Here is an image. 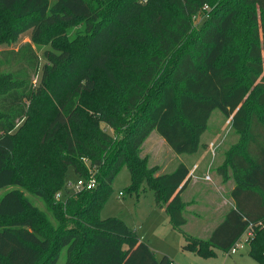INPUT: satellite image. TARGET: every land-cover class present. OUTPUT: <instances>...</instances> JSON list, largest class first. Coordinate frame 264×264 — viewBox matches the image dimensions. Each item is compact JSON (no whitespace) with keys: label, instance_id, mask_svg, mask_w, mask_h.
<instances>
[{"label":"trees","instance_id":"16d2710c","mask_svg":"<svg viewBox=\"0 0 264 264\" xmlns=\"http://www.w3.org/2000/svg\"><path fill=\"white\" fill-rule=\"evenodd\" d=\"M243 2L251 26L245 81L239 56L225 57L241 32L240 9L229 0H0V43L30 30L31 40L53 49L35 85L30 72L39 57L28 42L9 51L26 67L0 72V190L19 185L52 202L57 222L9 190L0 200V264H56L53 241L66 247V264H172L123 220L100 217L124 166L127 191H153L184 250L213 257L251 228L248 256L264 264V0ZM200 12L207 19L196 27ZM214 110L237 136L217 167L234 186L232 206L202 238L183 228L189 167L179 162L158 172L142 145L155 131L178 155L203 151ZM83 159L95 186L55 200L66 190L68 167L76 178L88 174Z\"/></svg>","mask_w":264,"mask_h":264},{"label":"rangeland","instance_id":"374dc122","mask_svg":"<svg viewBox=\"0 0 264 264\" xmlns=\"http://www.w3.org/2000/svg\"><path fill=\"white\" fill-rule=\"evenodd\" d=\"M50 5L54 3L55 0H49ZM232 4L234 3L240 9L239 11V22L241 27V32L234 36V42L231 47L226 51L225 57H230V55L237 54L239 56V61L237 63V75L240 80L245 81L246 79V52H247V40L251 36V26L249 23L248 10L245 2L243 0H229ZM200 18V19H199ZM194 24L196 27H200L207 19L206 13H200L199 17ZM80 31L83 32V27H76L68 31V36L71 38L75 36ZM30 30L21 34L16 42H11V44L0 43V72L4 71H19L21 67H26L25 64L20 63L16 59V55L9 53L11 50H18L24 43H30L35 50L37 56L39 57V69L36 73L30 72L31 82L35 85L39 82V77L41 74V67L45 63L44 53L45 51H53L50 43L41 42L37 43L31 40ZM252 88L249 86L248 92ZM104 129L109 131L105 125L102 124ZM160 137L157 132L152 131L149 136L145 139L142 145V154L148 155V164L157 165L161 167L168 162L171 157H175V152L165 143L157 142L155 139ZM209 139L214 140L208 147V154L200 151L195 154L190 155H180L187 163L192 161H197L201 164L203 168L208 169L210 177L214 180L221 179V175L217 172V167L222 159V154L225 149H227L232 143L237 139V136L230 128L228 120L219 111L214 110L208 120V125L206 131L202 134L201 141L206 143ZM203 154V155H202ZM202 155V156H201ZM171 170V169H168ZM67 179L70 181L76 180V175L72 167H68ZM130 174L128 169L124 166L118 172L116 177L112 182V192L105 202L102 210L100 211V217H117L123 220L128 227L136 231V235L141 236L140 239L144 242L149 240L150 234L154 227H159L158 231L168 223L165 222L167 215L164 211L159 208H155L153 191L147 189L142 195L137 196L135 193H129L127 191L130 185ZM204 184L206 182H203ZM207 182L206 184H208ZM233 185V182L230 181ZM229 183H227L223 189H215L213 184H208V187L213 189V194L217 195L218 198H227L226 190L228 191ZM11 189H16L21 192L25 197H27L33 205H35L39 210L45 213L53 226L57 225V222L51 213L52 202L44 200L42 197L35 195L28 189L19 186L11 185L4 187L0 190V200L2 197ZM119 192L122 195H119ZM227 202V201H226ZM228 205V203H227ZM193 211H186L185 216L189 218L187 226H184V230L189 234L198 235L201 234V229L199 228V223L210 224L213 213L209 209H206L203 214H200L199 222L191 221V214L197 211V206L193 207ZM208 216V220L207 217ZM169 221V220H168ZM218 222V221H216ZM194 232V233H193ZM151 244H154L156 248H160L162 253L159 255H166L172 264H257L254 259L248 256L247 249L248 244L244 248L239 249L234 255H229L225 257L224 252L221 250H216L213 257L202 258L195 255L192 251L184 250L182 244L184 242V237L180 232H172V235H168L167 238L156 234L153 239H151ZM147 243V242H146ZM148 244V243H147ZM149 245V244H148ZM53 246L59 252V259L56 264H66V247H60L57 241H53ZM156 253V252H155ZM159 256V257H161Z\"/></svg>","mask_w":264,"mask_h":264},{"label":"crops","instance_id":"0c3cea01","mask_svg":"<svg viewBox=\"0 0 264 264\" xmlns=\"http://www.w3.org/2000/svg\"><path fill=\"white\" fill-rule=\"evenodd\" d=\"M155 140L157 142H161V143L165 144L164 143L165 141L162 137H157ZM213 141L214 140L209 139L205 143L207 146L203 150L204 153L208 154V147L210 146V144ZM179 162L185 163L189 167L190 172L192 173V178L190 179L187 187L181 193L182 200L185 204V208H184L185 212L191 211V210L193 211V209H194L193 207H196V206L198 207L197 208L198 212H195L194 214L190 215L191 221L198 223L199 217H201L200 214H203V212H205L206 209H209V208H210L209 211H211L214 214L213 217L210 219L212 223H210V224L199 223V228L201 229V232H200L201 234H199V236L195 235V234H190V235L202 237V238L207 237L210 234V232L212 231V229L214 228V226L216 225V223H217L216 221H219L220 219H222V217L225 215V213L232 206V200L230 198V191L234 186V182L232 181V179L223 180L222 176H221L222 180L221 179L214 180L210 177V175H208L209 171H208L207 167L203 168L201 166V164L197 161H194V162L192 161L191 163L190 162L187 163L186 160H184V158H182L180 155H175V157L174 156L171 157L168 160V162L161 167L160 172L172 171ZM221 162H222V159H221L220 163ZM168 169H171V170H168ZM230 181L233 182V185L230 183ZM203 182H206V183L209 182L208 184H213L215 189H217V188L223 189V187L227 183H229L228 191L226 190V194L228 195V197L227 198L226 197L225 198H218L217 195L213 194V189L208 187V184H206V183L204 184ZM227 203H228V205H227ZM155 208H159L160 210L165 212V210L163 208L157 207L156 205H155ZM165 214L167 215L166 212H165ZM206 218L208 220V216ZM168 220H169V217L167 215L165 222H168V223L163 227V229L161 228L160 231H158L159 227H154L152 230L153 231L152 234L149 235V237H150V238H148L149 240H145L149 244L151 249L154 252H156V256L158 258H159V256H161V255H159V253H162V250H159L160 248H156V246H154V244H151V242H152L151 239H153V237H155L156 234H159L162 237L167 238L168 235H172V232H179L178 230L171 227L170 222ZM188 222H189V218L187 216L186 224L184 226H187ZM243 236H244V234L242 235V237ZM139 239H143V238L141 236H139ZM163 256H166V255H163Z\"/></svg>","mask_w":264,"mask_h":264},{"label":"built area","instance_id":"2783aa9c","mask_svg":"<svg viewBox=\"0 0 264 264\" xmlns=\"http://www.w3.org/2000/svg\"><path fill=\"white\" fill-rule=\"evenodd\" d=\"M203 9L206 10L208 9V7L205 5ZM200 13H196L195 15H193L194 22L200 17ZM83 160L87 164L86 159H83ZM87 167H88V164H87ZM95 184H96L95 172L93 171V169L88 167V174L86 176H80L76 178L75 181L67 180L65 184L66 190L57 191L54 195V198L55 200H58V201L62 200L64 202L67 196H72L82 191L90 190L95 186ZM119 195H122V193L119 192ZM252 236H253L252 229L251 228L247 229L244 233V236L241 237V239L236 241L228 250L223 251L225 257L229 255H234V253H236L239 249L244 248L245 245L248 244L249 238Z\"/></svg>","mask_w":264,"mask_h":264}]
</instances>
